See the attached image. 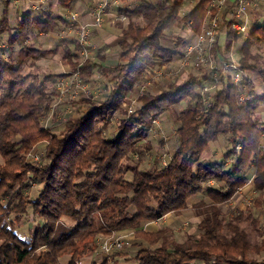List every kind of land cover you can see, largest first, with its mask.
Listing matches in <instances>:
<instances>
[{
  "label": "trees",
  "instance_id": "obj_1",
  "mask_svg": "<svg viewBox=\"0 0 264 264\" xmlns=\"http://www.w3.org/2000/svg\"><path fill=\"white\" fill-rule=\"evenodd\" d=\"M2 1L0 264H82L98 249L100 235L128 232L132 242L142 245L113 251L112 257L132 249L138 264H264V227L253 210L222 208L253 175L254 207L264 209V89L255 83L260 79L264 88V62L256 53L264 49V23L244 37L232 28L231 7L219 20L212 59H227L223 49L228 52L243 39L236 50L242 80L223 71L214 77L202 65L183 80L169 74L154 91L147 84L149 74L183 56L180 47L191 42L182 34L170 36L171 26L187 23L192 38L202 33L211 0H196L183 12L186 0H134L128 14L142 20H130L123 28L116 64L106 63L105 55L82 62L78 41L57 37L67 20L51 10L38 17L24 12L12 27L9 1ZM58 1L73 8L77 0ZM42 34L57 39L54 48L42 47ZM60 47L68 73L32 70ZM76 72L91 86L100 83L101 94L75 101L77 116L61 129L47 126L45 115L61 95L57 82ZM205 83L215 85L208 101L200 92ZM130 95L136 96L131 112ZM180 105L173 120L176 140L166 162L155 159L148 166L146 156L157 154L154 121ZM221 135H228L230 147L220 158L207 157ZM40 144L43 153L30 160ZM198 195L203 198L191 203ZM187 211L200 221L197 231L182 241L169 237L168 226L145 228L167 214ZM32 218L42 223L18 233V226ZM245 221L260 241L251 240Z\"/></svg>",
  "mask_w": 264,
  "mask_h": 264
},
{
  "label": "rangeland",
  "instance_id": "obj_2",
  "mask_svg": "<svg viewBox=\"0 0 264 264\" xmlns=\"http://www.w3.org/2000/svg\"><path fill=\"white\" fill-rule=\"evenodd\" d=\"M96 0H77L75 3V7H73V10H76L79 14L81 19L83 20V15L85 13V16L87 15V12L91 9L92 6H90V3L95 5ZM156 1V0H154ZM196 0H186L182 12L185 10H188L191 6H193V4L195 3ZM49 2H54V0H49ZM78 2H80L79 5V9L77 8L78 6ZM98 2V1H97ZM134 0H127V4L130 5L132 7ZM261 8H264V0H261ZM61 5L57 6L55 10V12H57V10H61L64 7H60ZM89 8L88 11H84L85 9ZM77 8V9H76ZM133 8V7H132ZM29 10V9H28ZM24 12V9H21V12ZM65 10H63L62 13H64ZM117 10H114L113 12L116 14ZM60 12V11H59ZM249 12V10H248ZM254 12V11H253ZM33 15L35 17H38L40 15V12L37 11H33L32 12ZM262 14V13H261ZM258 14H255L254 17H257ZM88 16V15H87ZM108 17V16H107ZM17 18V14H15L13 16V19ZM209 18L210 15L208 13V20L206 21V25L209 22ZM242 20L241 22H247L248 28L249 29H253L254 27H256L258 24L264 23V15L257 21L252 20V19H248L246 17H244V15H242ZM107 20V18H106ZM105 20V21H106ZM112 20H117L115 16H113ZM129 20H142L141 18L137 19V17L135 15H131L129 17ZM120 21V20H117ZM105 24V22H104ZM103 24V25H104ZM103 25L101 27L98 28H102ZM170 36L173 35H177V34H182L183 36L189 38L191 40V42L194 41V39L196 38V36L194 38H192V31L190 26L187 23H181V22H176L171 26V29L169 31ZM58 37V35H57ZM61 37V36H59ZM70 38V37H68ZM113 38V37H112ZM56 39V38H55ZM39 42L42 43V39L40 38L38 40ZM48 42V41H47ZM51 45H48L49 48H51L54 44L55 41L54 39H50L49 40ZM48 42V43H49ZM92 42V31L90 32L89 35V45H91ZM166 43H169L168 40L165 41ZM190 42V43H191ZM243 44V39H239V41L237 42L236 45H234V48L231 49L230 51L226 52V49H223V52L225 53L227 59H233L238 61L239 57H240V53L237 52V48L240 47ZM88 45V46H89ZM90 47H87V52L86 55L82 54L81 49L79 50V54H80V60L83 62L84 60H86L87 58H94L93 54H91V49H89ZM182 51L184 52L185 47L181 48ZM221 49V50H222ZM255 52V50H254ZM256 53L259 54V57L261 59L262 62H264V49H259L256 50ZM63 56V51L61 49H59L56 53L52 54L50 57L46 58V59H42L39 60L36 63V66H34L32 68V70L36 71V72H40V73H50V72H56V73H61V72H66L68 73L70 66L65 63L62 59ZM213 56L210 54L208 56V58H212ZM195 59H197L196 55L191 56L190 58H188V60H185L183 58V56H178L173 62H171L169 65L167 66H163L161 68H157L154 71H152L148 78H147V84L149 85V88H151L154 91H159L160 90V84L161 82L167 77L169 76V74H173L175 76H180L181 80L187 78L188 74L195 69ZM28 70H30V68H26L25 72H27ZM67 78V77H66ZM256 86L257 88H261L262 90L263 88V84L262 81L260 79H256L255 80ZM87 88L88 92H86V90L83 88ZM69 90V91H68ZM66 91H63L64 93H62V91H60V96L57 100V102L55 103V105L53 106V109L45 115V120L44 123L47 126L52 125L53 127H56L57 130L61 129L62 126L64 125V123L67 122L68 119H70L71 117H76V103L75 101H77L80 97L82 96H89L92 92L94 94H101L102 91V86L100 83H97L94 86L89 85V83H86L85 81H81L80 85L77 86L75 83L72 84V86ZM260 91V89H259ZM136 96H129V98L127 99L128 104H134L136 103ZM128 105V109L129 112H131L132 110L130 109V106ZM184 105H180L178 106L177 109H175L172 113L169 114H164L161 117L157 118L156 122H155V132H152V137H153V144H154V150L155 152H157L156 155L153 154H148L146 156V163L148 166L154 165L156 163L155 159H159V160H163V163L166 162V152L172 148L173 143L176 140V133H175V129H174V125H173V120L176 117L177 113L179 110H181L183 108ZM264 109V108H263ZM261 115L264 118V110L260 111ZM228 135H221L219 137V140L213 144H211L210 148L211 150L214 149L216 150H221L224 151L226 149H228L230 147V144H228ZM160 139H163L164 142L161 143ZM44 144H40L36 151L33 154H30L29 159L30 160H35V157L32 156H40L41 153H43L44 150ZM212 152H215V151ZM208 155H211V152H208ZM3 161L2 156L0 155V162ZM253 176V175H252ZM252 176L251 179L248 182V185L246 189L243 190V188L240 190V192L238 193V195L235 197V199L227 206L224 205L222 206V208L224 210H231L232 212H236L238 213L239 210H243V211H248L250 209L253 210L254 214L256 215V217H258L259 219V224L261 226V228L264 227V209H257V207H254V202H253V198L256 197L257 193L255 192V190L253 189V186L251 184L252 182ZM213 184V181L212 183ZM243 190V191H242ZM242 191V195H239ZM199 197H203V195H198ZM186 214L191 213V211H187L185 212ZM191 219V217L189 218ZM64 221L66 223H70L71 221L67 218H64ZM195 222L196 221H190L188 223V231L189 232H193L195 230ZM36 223H42V220H33V218L29 221L24 222L22 225H19L17 228V232L18 233H22L25 232V234L29 231L30 228H32ZM243 226H245L248 230V232L250 233V237L251 240L253 242L256 241H260L261 240V235L257 234V231L255 230V228L252 226V224L249 221H245L243 223ZM189 233L184 231H180L177 232L174 236L175 240H184L187 235ZM103 235H100L98 237V239L100 237H102ZM133 241V240H132ZM116 251V250H114ZM264 257V251L262 253V256ZM99 264V262H98Z\"/></svg>",
  "mask_w": 264,
  "mask_h": 264
},
{
  "label": "built area",
  "instance_id": "obj_3",
  "mask_svg": "<svg viewBox=\"0 0 264 264\" xmlns=\"http://www.w3.org/2000/svg\"><path fill=\"white\" fill-rule=\"evenodd\" d=\"M8 1L12 10H20L23 3V0ZM48 2L49 0H33L31 2V8L39 12L47 11ZM230 2H234L235 4L236 17L248 13L250 0H211L208 7V13L210 15L209 22L205 26L203 32L198 34L194 41L185 47L183 58L188 60L191 56L196 55L197 59L194 61L195 67L202 65L208 67L214 71V77H216L218 71L231 73L234 76V80L238 82L242 80V72L239 63L236 60H214L208 58L217 40L219 20L222 16V11ZM110 4H114L117 8V13L114 14L117 20H129L130 15L128 14V11L131 10L132 7L127 4V0H103L93 5L87 12L89 20H91L89 23L82 22L80 14L76 10L67 8L66 12L61 14V16L67 20V24L58 36L75 38L81 47L82 54L86 55L87 47L89 45V35L91 32L90 27H101L104 24L109 13L108 8ZM232 28L242 34H245L248 31L247 22H241L239 20H235L232 23ZM81 81L82 79L80 78L79 73L76 72L67 78L64 77L60 79L57 82L56 87L59 91L64 93L63 91L68 90L74 83L79 86ZM213 87H215V85L205 83L200 89L204 101L210 99V91ZM84 89L88 92L87 88ZM241 100H244V96L241 97ZM132 106L133 104L130 105L131 110ZM154 122H156V120ZM154 130L155 129L153 128L152 132H155ZM32 157H35V160L39 158L38 155ZM131 235V232L105 234L98 239L100 249L106 255L111 254L114 250H121L132 244Z\"/></svg>",
  "mask_w": 264,
  "mask_h": 264
},
{
  "label": "crops",
  "instance_id": "obj_4",
  "mask_svg": "<svg viewBox=\"0 0 264 264\" xmlns=\"http://www.w3.org/2000/svg\"><path fill=\"white\" fill-rule=\"evenodd\" d=\"M32 1L33 0H23V3H22L20 10H12L10 8V6H8L9 18H10V22H11L12 27L15 26V24L17 23V21L19 20V18L21 17V15L24 12L35 11V10H33V8H31V2ZM101 1H103V0H96L95 4H97ZM2 3H3V1L0 0V13H1ZM78 3L79 4H78L77 8L79 9L80 2H78ZM59 5H60L59 1L54 0V2H48L47 7H48V10L53 11L55 14L61 15L63 10H65L64 12H66L67 8L64 7L63 9L57 10V12H55L56 9H54V8H56ZM93 5L94 4L90 3V6H93ZM260 5H262L261 0H250L249 12L246 14H243L244 17H246L248 19L255 20V21L259 20L264 15V8L263 7L261 8ZM227 7H231V16L233 17V19L239 20V21L242 20V18H241L242 15L239 17H236L234 2H230L229 4H227V6H225V8L223 9L222 14L226 10ZM21 9H24V12L23 11L21 12ZM88 9L89 8L86 7V9L84 11L86 12V11H88ZM114 10H117V8L114 6V4H110L109 8H108L109 13H108L107 20L105 21V24L103 25V27L101 29L98 27H95V26L90 27L91 31H92V42H91V45H89L88 47H90L89 49H91V54H93L94 55L93 57H95V58H97L99 55H105L106 56V63H108V64H116L118 62V58L121 54L119 47H118V43L121 39L123 28H125L128 25V23L130 22V20H126V21L112 20L113 16H115L114 15L115 13L113 12ZM37 12H39V11H37ZM15 14H17V18L13 19V16ZM40 14H41V12H40ZM255 14H258L257 17H254ZM83 16L84 17H83L82 22H88V23L91 22V20H89V17L87 15L85 16V13ZM143 25H146V23L143 22ZM250 31H251V29L248 28V31L245 34H243L244 37H246L250 33ZM40 37L42 39V43L41 42L40 43H41L43 48H47V49L54 48V45L51 48H49L48 45H51L49 42L50 39L47 38L44 34H42ZM52 39H54V41L57 40L55 38H52ZM55 43H57V42L55 41ZM4 46H5V41L0 44V49L3 48ZM59 49L62 50V47H60ZM78 53H79V51H78ZM52 54L53 53H51V55ZM51 55L47 56L46 58L50 57ZM46 58H44V59H46ZM259 89L262 91L261 88H259ZM262 110H264V109L263 108L260 109V111H262ZM228 144H229V141H228ZM213 150L214 149H212V150L210 149L211 155H208L209 154L208 153L206 156L207 157L215 156L216 158H220V156L222 155V151L221 150H219V151L214 150L215 152H212ZM253 177L254 176H252V178ZM249 185L247 184L243 188V190L246 189L247 186H249ZM242 191L239 195H242ZM202 198H203L202 196L201 197L194 196L191 198V203H196V202L200 201ZM190 217H191V219H189ZM191 220L196 221L195 222L196 228L193 232L188 231V223ZM199 221H200V218L195 216L193 214V212H191L189 214L183 213V214H178V215L170 213V214H167L164 217H162L156 221H152V222L148 223L145 228H148L151 230H156L158 228L168 226L172 229L169 237L171 239H174L175 234L177 232L180 233V231L185 230L189 234L195 233L197 231V223ZM179 241H182V240H179ZM96 243L98 245V249L94 253L84 257L82 260V264H98V262H99V264H103L105 262H107V264H138L137 261L135 260V258L131 256L130 251L132 249L128 250L129 251L128 255H117L115 257H112L111 256L112 253L106 255L101 251V249L99 247V243L97 242V239H96ZM141 245L142 244L140 242H132V244L129 245L128 247L129 248L134 247V246L139 247ZM65 262H66V260H64V263Z\"/></svg>",
  "mask_w": 264,
  "mask_h": 264
}]
</instances>
